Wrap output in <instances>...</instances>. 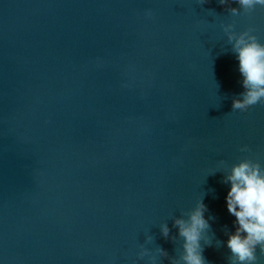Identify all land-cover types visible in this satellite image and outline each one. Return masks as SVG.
Wrapping results in <instances>:
<instances>
[{
	"label": "water",
	"instance_id": "95a60500",
	"mask_svg": "<svg viewBox=\"0 0 264 264\" xmlns=\"http://www.w3.org/2000/svg\"><path fill=\"white\" fill-rule=\"evenodd\" d=\"M228 24L264 44L260 7L0 0V264H147V236L175 258L182 241L160 225L176 236L172 219L202 197L206 264H228L229 185L212 173L264 167V104L231 107Z\"/></svg>",
	"mask_w": 264,
	"mask_h": 264
},
{
	"label": "clouds",
	"instance_id": "9594fccd",
	"mask_svg": "<svg viewBox=\"0 0 264 264\" xmlns=\"http://www.w3.org/2000/svg\"><path fill=\"white\" fill-rule=\"evenodd\" d=\"M209 0H199L200 5ZM219 5L227 7L232 16L251 13L257 7L264 8V0H218ZM237 4L239 7H230ZM254 30L249 28L243 32H235L232 24L223 26L227 43L231 45L238 64L239 81L243 91L232 99V110L247 111L257 104H264V44L260 43ZM241 151L248 149L241 148ZM218 170L223 172L222 183L229 185L224 197L227 213L234 217L232 228L225 231L227 240L223 242L229 250L228 264H258L256 255L259 248L264 255V167L258 162L245 159L233 165L230 170L224 169V161L218 163ZM208 212L203 197L194 208L180 217L173 218L172 228L176 229V236H170L171 229L167 223L160 225V234L165 240L174 243L182 241L179 254L173 258L167 250L157 246L149 249L146 245L153 243V237L147 236L145 244L140 245L138 260L148 258L147 264H163L167 259L170 264H206L203 256L204 246H212V239L208 236L210 220L215 217H205ZM203 241V245L201 243ZM222 242L217 240V246Z\"/></svg>",
	"mask_w": 264,
	"mask_h": 264
}]
</instances>
